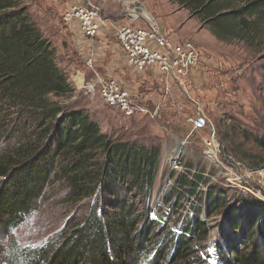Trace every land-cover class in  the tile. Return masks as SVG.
Listing matches in <instances>:
<instances>
[{
	"label": "trees",
	"instance_id": "16d2710c",
	"mask_svg": "<svg viewBox=\"0 0 264 264\" xmlns=\"http://www.w3.org/2000/svg\"><path fill=\"white\" fill-rule=\"evenodd\" d=\"M172 1L221 42L252 45L262 36L264 0ZM72 92L54 45L23 0H0V127L11 144L0 154V233L19 226L46 187L62 185L65 202L83 203L86 211L61 241L22 253L27 264H264L259 215L239 217L242 211L233 202L227 206L215 187L203 194L206 179L199 173L193 180L179 176L175 194L165 199L170 209L155 210L151 218L160 148L103 134L86 113L58 101ZM196 193L197 201L180 213L184 197ZM221 207L227 228L214 263L205 250L203 216L209 219ZM174 216L180 221L175 230L160 221L174 226Z\"/></svg>",
	"mask_w": 264,
	"mask_h": 264
},
{
	"label": "rangeland",
	"instance_id": "374dc122",
	"mask_svg": "<svg viewBox=\"0 0 264 264\" xmlns=\"http://www.w3.org/2000/svg\"><path fill=\"white\" fill-rule=\"evenodd\" d=\"M23 2L40 32L54 45L57 64L66 73L72 87L70 98L58 101L68 105L69 109L86 113L103 134L113 139L140 147L160 148L152 196L155 206L151 216H156L155 210L170 209L172 202L165 205V199L175 194L179 176L187 173L188 179L193 180L199 173L206 179L200 188L203 194L208 186L215 187L227 206L233 202L242 211L239 217L257 213L264 223V22L262 36L252 45L238 41L221 42L172 0H125V6L132 12L138 11L133 5L142 6L143 12L154 19L170 38L191 40L201 56L197 76L186 81L187 94L172 85L170 95L163 100L159 99V84L139 81L145 80L148 73L135 75L122 67V75H119L130 89L142 96L145 107L151 112L125 118L104 106L97 94V86L94 91L87 90L86 84L93 80V74L86 78L79 74V61L67 51L68 36L64 34L60 17L63 4L69 1L57 0L58 8L50 6L48 0ZM114 4L119 7L117 20H123V14H120L122 3ZM175 32L177 35H172ZM68 33L75 36L72 27ZM70 59L77 65L71 66ZM155 107L156 115L153 114ZM197 110L206 117L209 126L203 131L192 132L189 120ZM4 127L10 128L9 124ZM212 132L219 144V153L215 152L214 158L208 154L204 143ZM4 133L0 127V154L11 148V144L4 140ZM66 193L62 185L46 187L37 207L25 220L7 234L0 233V264H27L26 258L20 256L22 253H35L44 246L61 241L68 230L82 220L86 215L83 203L69 205L65 202ZM197 199L198 193L187 194L184 201L181 200L180 213L189 211ZM203 219L209 227L205 250L215 263L219 235L227 228V211L221 207L212 217L206 219L203 216ZM172 220L174 226L168 219H160L175 230L180 221L177 216Z\"/></svg>",
	"mask_w": 264,
	"mask_h": 264
},
{
	"label": "built area",
	"instance_id": "2783aa9c",
	"mask_svg": "<svg viewBox=\"0 0 264 264\" xmlns=\"http://www.w3.org/2000/svg\"><path fill=\"white\" fill-rule=\"evenodd\" d=\"M108 2L124 3L125 0H72L66 3L60 17L64 25L74 29L78 48L89 51L85 65L92 70L95 82L87 90L94 91L97 86V94L104 106L125 118L151 112L145 107L142 96L130 89L121 75L111 72L102 75L96 67L106 65L113 72L123 67L135 75L148 73L145 80L139 81L159 84V99L162 100L170 95L172 85L187 94L186 81L197 76L201 61L194 43L189 39L170 38L154 19L145 20L136 11L124 12L123 20L107 19L102 24L103 5ZM117 51L121 55H117ZM156 113L157 107L153 111L154 115ZM189 122L192 132L203 131L209 126L200 110ZM204 143L208 154L214 158L215 152L219 153V144L213 132Z\"/></svg>",
	"mask_w": 264,
	"mask_h": 264
},
{
	"label": "crops",
	"instance_id": "0c3cea01",
	"mask_svg": "<svg viewBox=\"0 0 264 264\" xmlns=\"http://www.w3.org/2000/svg\"><path fill=\"white\" fill-rule=\"evenodd\" d=\"M49 1V5L50 6H53V7H56L58 8L59 7V2H57V0H48ZM69 2L72 1V0H68ZM111 3H106L103 5V20H102V24H105V20H114V21H117V19H119V15L117 14L116 15V12L118 10V6H114L115 4L112 3V5H109ZM119 4V3H117ZM64 6L66 5V3L63 4ZM126 5V2L122 3V6H121V11H120V14H123L124 12H128L130 11V8L128 6H125ZM63 8L61 9V12H62ZM142 16V15H141ZM61 25H63V28H64V34H66L68 37L66 38L67 39V42H68V48H67V51H70L72 56H74V60L75 61H79V66H80V71H79V74H81L82 76L85 75L84 77L86 78L87 76H89V74H93L92 73V70L90 69H87L86 65H85V61H86V58H87V54H88V50L85 49V50H81L78 48V46L76 45V41H75V36L73 34V36H71L69 33H68V30L71 28V26H66L62 23H60ZM68 27V28H67ZM162 30V29H161ZM172 35H177L176 32L175 33H172ZM121 55V53L119 51H117V55ZM67 56V55H66ZM72 58V57H71ZM73 59H70L69 60V64L72 66V65H77V63H73L72 60ZM88 70V71H87ZM90 70V71H89ZM96 70L99 71L102 75H105V73L107 72H111V73H114V74H121L122 75V69H116L114 72L111 70L110 67L107 66L106 68V65L105 66H98L96 67ZM90 75V76H91ZM93 76V75H92ZM147 82V81H145Z\"/></svg>",
	"mask_w": 264,
	"mask_h": 264
},
{
	"label": "bare ground",
	"instance_id": "6f19581e",
	"mask_svg": "<svg viewBox=\"0 0 264 264\" xmlns=\"http://www.w3.org/2000/svg\"><path fill=\"white\" fill-rule=\"evenodd\" d=\"M133 8L138 10L136 12H138L140 15H142L143 19L145 18V20L150 19L148 21H153L145 12H143L142 6L136 4V5H133ZM94 82H95V77H93V80H91L89 83L86 84V87L91 89Z\"/></svg>",
	"mask_w": 264,
	"mask_h": 264
},
{
	"label": "water",
	"instance_id": "95a60500",
	"mask_svg": "<svg viewBox=\"0 0 264 264\" xmlns=\"http://www.w3.org/2000/svg\"><path fill=\"white\" fill-rule=\"evenodd\" d=\"M157 193V192H156Z\"/></svg>",
	"mask_w": 264,
	"mask_h": 264
}]
</instances>
